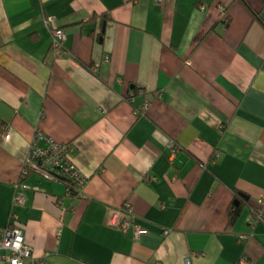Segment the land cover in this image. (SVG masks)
<instances>
[{"label": "crops", "instance_id": "1", "mask_svg": "<svg viewBox=\"0 0 264 264\" xmlns=\"http://www.w3.org/2000/svg\"><path fill=\"white\" fill-rule=\"evenodd\" d=\"M263 8L0 0V235L17 223L49 264H264ZM134 86L148 94L131 103ZM38 129L41 146L74 144L89 178L75 201L66 182L19 183ZM125 202L148 229L139 241L110 224Z\"/></svg>", "mask_w": 264, "mask_h": 264}, {"label": "built area", "instance_id": "2", "mask_svg": "<svg viewBox=\"0 0 264 264\" xmlns=\"http://www.w3.org/2000/svg\"><path fill=\"white\" fill-rule=\"evenodd\" d=\"M158 1L162 2L163 0ZM48 27L50 28V25ZM52 34L54 50L56 53H60L66 37L65 31L57 25H53ZM129 95L128 100L134 103L136 98L134 90L130 91ZM147 110L148 104H144L141 107L135 108V113L141 116ZM43 137H46V134L41 129H38L26 161L24 174H28L32 170L40 174L45 180L55 181L61 178H67L77 190L81 191L80 195L82 196V190L87 186L89 178L70 160L73 146L47 137L49 144L44 147L39 145V141ZM11 138V132H7L3 142L8 143ZM16 202L20 205H25L26 197L22 194L17 195ZM110 224L124 231L133 232L138 241L148 232V229L137 222L133 206L130 202H125L122 207L112 212ZM168 233L169 230L164 232L165 235ZM0 257L8 261L9 264H49L47 258L36 256L34 248L25 241L22 227L17 223H10L2 230L0 235ZM187 264L195 263L189 258ZM238 264L250 263L244 258Z\"/></svg>", "mask_w": 264, "mask_h": 264}, {"label": "trees", "instance_id": "3", "mask_svg": "<svg viewBox=\"0 0 264 264\" xmlns=\"http://www.w3.org/2000/svg\"><path fill=\"white\" fill-rule=\"evenodd\" d=\"M102 18L103 19H108V17L106 15H104ZM132 90H134L135 96H137L139 94L142 95V96H146V94H148L147 93V90L146 89L144 90V87L134 86L133 88L130 89V91H132ZM129 97H130V95L128 94V96L126 98L128 99ZM135 102H136V98H135ZM144 104H149V103H142L140 105V107L143 106ZM62 143L70 144V145L73 146V149H74V144L72 142H62ZM184 150H185V148L182 147V145H180L178 142H176L174 144V151L173 152H175L177 154V156H178L179 152L181 153ZM71 154H72V152H71ZM70 160L76 165V163L73 160V156L72 155L70 157ZM34 174H36L41 179H44L40 174H37V173H35V172H33L31 170V171H29V173L27 175H24V174L22 175V178L20 179V182L19 183L20 184L23 183L28 177H30V176H32ZM46 181H48V182H58V181L66 182L67 185L69 186V193H68V195L71 197L72 201H75L79 196H81L80 195V192L81 191L77 190L75 188V186L71 182H69L67 180V178H61V179L55 180V181L54 180H47L46 179ZM67 209L68 210H70V209L72 210L73 209V208H71V204L69 205V207H67ZM240 213H241V209H240L239 206L238 207H232V210H231V223H235L238 220V217L240 216Z\"/></svg>", "mask_w": 264, "mask_h": 264}, {"label": "water", "instance_id": "4", "mask_svg": "<svg viewBox=\"0 0 264 264\" xmlns=\"http://www.w3.org/2000/svg\"><path fill=\"white\" fill-rule=\"evenodd\" d=\"M248 198V197H247ZM237 203H239V201H237Z\"/></svg>", "mask_w": 264, "mask_h": 264}]
</instances>
